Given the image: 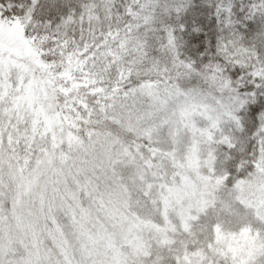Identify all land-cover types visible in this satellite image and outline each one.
<instances>
[{
    "label": "snow or ice",
    "instance_id": "1",
    "mask_svg": "<svg viewBox=\"0 0 264 264\" xmlns=\"http://www.w3.org/2000/svg\"><path fill=\"white\" fill-rule=\"evenodd\" d=\"M0 264H264V0H0Z\"/></svg>",
    "mask_w": 264,
    "mask_h": 264
}]
</instances>
